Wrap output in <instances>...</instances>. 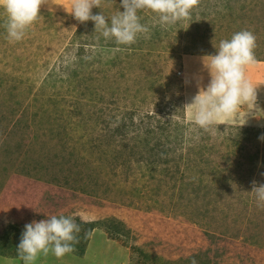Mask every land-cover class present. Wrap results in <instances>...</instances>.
<instances>
[{
	"label": "rangeland",
	"instance_id": "obj_1",
	"mask_svg": "<svg viewBox=\"0 0 264 264\" xmlns=\"http://www.w3.org/2000/svg\"><path fill=\"white\" fill-rule=\"evenodd\" d=\"M233 1L201 0L190 20L131 46L43 9L12 42L0 8V264H23L25 224L60 214L80 225L75 251L36 264H264V207L250 192L264 184L260 113L205 133L183 103L184 58L241 31ZM236 1L246 24L258 5Z\"/></svg>",
	"mask_w": 264,
	"mask_h": 264
},
{
	"label": "clouds",
	"instance_id": "obj_2",
	"mask_svg": "<svg viewBox=\"0 0 264 264\" xmlns=\"http://www.w3.org/2000/svg\"><path fill=\"white\" fill-rule=\"evenodd\" d=\"M70 14L81 24L94 22L96 33L106 41L116 45L131 46L141 36L148 38L151 29L157 25L166 28L180 21L190 20L192 12L201 0H120V8L108 16L103 11L104 0H71ZM52 0H0V8L6 14L4 27L7 38L12 42L21 41L27 29L37 20L41 6L51 4ZM101 11L93 14L92 9ZM66 10V9H65ZM67 11V10H66ZM155 14L151 24L142 22L141 12ZM257 37L250 30L232 34L230 39L219 42L216 54L205 56L203 63L210 73L206 88L201 87L192 102L185 108H195L193 123L208 133L221 123H229V118L244 112V122L249 114L259 110L257 88L246 72L249 66L257 63L255 49ZM208 61L205 62V58ZM264 84V83H262ZM264 140V135L260 137ZM259 207H264V184L252 182L251 191ZM80 225L73 215H51L39 221L25 224L17 246V255L23 264H36L41 256L54 255L62 258L75 251L79 242ZM191 264H197L192 258Z\"/></svg>",
	"mask_w": 264,
	"mask_h": 264
},
{
	"label": "crops",
	"instance_id": "obj_3",
	"mask_svg": "<svg viewBox=\"0 0 264 264\" xmlns=\"http://www.w3.org/2000/svg\"><path fill=\"white\" fill-rule=\"evenodd\" d=\"M251 0H246V2L244 4H249ZM257 3V7H258V11L257 12H251L249 14V18L248 21H246V24H241L238 23L236 20V13H235V9L236 8H240V4L238 3V1L234 0L233 2H231V8L233 9V27H235V25H237L236 27L239 28L240 30H242L240 27L238 26H253L254 24H257V31H255V35L257 37V47L255 49V55L257 58V63L255 65L249 66L247 68V76L250 79V81L254 84H261L258 88H257V106L260 110V108L263 105L264 102V27L260 28V25H264V0H255ZM55 4H57L58 6H56ZM72 2L71 0H52L51 4H45L41 6V9L43 10H54L55 12H66L68 14H70L71 10H72ZM256 7V8H257ZM255 8V9H256ZM67 11H66V10ZM71 9V10H70ZM253 13V14H252ZM252 20V21H251ZM262 20V21H261ZM263 42L262 44H258V42ZM204 56V55H201ZM203 58L204 57H199V56H190L187 58H184V66H185V70L187 69L186 73V77L185 80L183 81V83H185V93H184V106L186 104H189L192 102L193 98L195 97V94L190 92L189 87H191V90H194L195 86H198V83H200V85L203 84H207L209 83L211 77H210V73L209 71L205 68L204 63H203ZM209 58H205V62L208 61ZM190 70V72H196L198 74H200V78H194L193 74L188 73V71ZM207 86H205L204 88H206ZM188 114L190 115L191 118H193L194 116V112H195V108H186ZM246 110H240L238 116L234 115L233 117V121L234 122H241L243 121L240 114H244ZM257 113H260V111H258ZM256 113V109H253V114H249L252 117V122H254V116L255 115H259ZM260 119L264 121V113H260ZM251 122V123H252ZM250 123V124H251Z\"/></svg>",
	"mask_w": 264,
	"mask_h": 264
},
{
	"label": "bare ground",
	"instance_id": "obj_4",
	"mask_svg": "<svg viewBox=\"0 0 264 264\" xmlns=\"http://www.w3.org/2000/svg\"><path fill=\"white\" fill-rule=\"evenodd\" d=\"M56 6H58L57 4H55ZM72 8V7H71ZM71 10V9H70ZM43 13H40V15H39V19L41 20V18H42V15ZM205 86H207V84L205 85V84H203V85H200V83H198V88L200 89L201 87H205ZM260 113H264V102H263V105H262V107L260 108ZM240 116H241V118H242V120L243 121H241V122H238V124H242L243 122H244V119H243V116H244V114H240ZM252 122V117L250 116V115H248V118H247V120H246V122L244 123L245 125H249L250 123ZM235 123H237V122H235Z\"/></svg>",
	"mask_w": 264,
	"mask_h": 264
}]
</instances>
